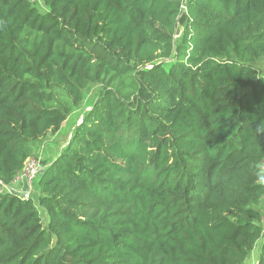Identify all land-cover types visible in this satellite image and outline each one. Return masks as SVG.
<instances>
[{
  "label": "trees",
  "instance_id": "obj_1",
  "mask_svg": "<svg viewBox=\"0 0 264 264\" xmlns=\"http://www.w3.org/2000/svg\"><path fill=\"white\" fill-rule=\"evenodd\" d=\"M41 1L0 0V264H264V0Z\"/></svg>",
  "mask_w": 264,
  "mask_h": 264
},
{
  "label": "rangeland",
  "instance_id": "obj_2",
  "mask_svg": "<svg viewBox=\"0 0 264 264\" xmlns=\"http://www.w3.org/2000/svg\"><path fill=\"white\" fill-rule=\"evenodd\" d=\"M32 1L36 2L35 5L37 6L38 9L40 10L45 9V6L41 0H32ZM254 65L257 66L260 70H263L264 68V62L262 61L254 62ZM94 92H95V87L89 88L88 90V94L90 96L89 99H91ZM79 115H80V111L75 110L71 115H69L67 120L64 122L61 130H59L55 134L47 135L42 140H38L34 142L30 148L31 153L28 157V161L38 162L41 167L40 170H42L43 166L45 164H48L54 158V156L57 153V150L63 145V143L67 139V136L69 135V131L75 125V123L79 121ZM263 167H264V164H263ZM37 177H38V174L34 176L33 178H31L29 182H26L24 177H23L24 181H21L18 179V176H17L16 179L12 183V188L15 192H17V194H22L26 190H29V193L31 194L32 192L36 190ZM263 200L264 198L262 199V202L260 205L261 206L260 208L262 209H263V206H262ZM256 256H257V248L252 250L245 264H254L256 262Z\"/></svg>",
  "mask_w": 264,
  "mask_h": 264
},
{
  "label": "built area",
  "instance_id": "obj_3",
  "mask_svg": "<svg viewBox=\"0 0 264 264\" xmlns=\"http://www.w3.org/2000/svg\"><path fill=\"white\" fill-rule=\"evenodd\" d=\"M30 1H32V0H30ZM29 162H31V163H29ZM40 169H41V167H40L38 162H36V161H28V159H27V161L24 164V167L19 172L20 174L18 173L19 175H17L18 179L21 180V181H24V179H25L26 182H29V180L31 178H33L34 176H36L37 174L40 173V171H41ZM23 177H24V179H23ZM29 194H30L29 190H26L25 192H23L22 194H19V195L25 198V197H28Z\"/></svg>",
  "mask_w": 264,
  "mask_h": 264
},
{
  "label": "clouds",
  "instance_id": "obj_4",
  "mask_svg": "<svg viewBox=\"0 0 264 264\" xmlns=\"http://www.w3.org/2000/svg\"><path fill=\"white\" fill-rule=\"evenodd\" d=\"M257 128H258V129H260V128H261L260 124H258V125H257ZM259 134H264V129H262V130L260 131V133H259Z\"/></svg>",
  "mask_w": 264,
  "mask_h": 264
},
{
  "label": "crops",
  "instance_id": "obj_5",
  "mask_svg": "<svg viewBox=\"0 0 264 264\" xmlns=\"http://www.w3.org/2000/svg\"><path fill=\"white\" fill-rule=\"evenodd\" d=\"M262 206H263V209H264V200H263Z\"/></svg>",
  "mask_w": 264,
  "mask_h": 264
}]
</instances>
